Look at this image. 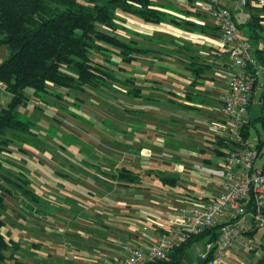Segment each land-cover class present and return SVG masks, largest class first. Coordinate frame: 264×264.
Segmentation results:
<instances>
[{
    "label": "crops",
    "instance_id": "crops-1",
    "mask_svg": "<svg viewBox=\"0 0 264 264\" xmlns=\"http://www.w3.org/2000/svg\"><path fill=\"white\" fill-rule=\"evenodd\" d=\"M162 1L163 4H170L167 6L169 14H181L185 21L195 26L196 34L195 32L192 34L193 30L186 32V39L179 40V42L170 40V43L178 44L177 46L180 47L184 46V42L189 45H199L205 52L198 57L201 60L215 54L219 46L215 35L206 29L207 25L210 26L211 23L208 18V9L206 12L203 10L204 0H195L191 4H188L186 0ZM233 1L223 0L221 6L231 10L234 24L240 19L247 22L250 16L256 17L259 13V10L251 8H241L245 9L244 12L232 10ZM185 4H187V8H192V14L186 15L181 12L184 10ZM236 25L238 26V24ZM238 32L241 37V32ZM161 35L165 36L166 32L164 34L161 32ZM6 53V49L0 46V60L5 59ZM148 53L143 58H140L142 56L138 57L136 71L133 70V74L130 76L133 88L140 90L141 97L130 99L125 95L129 87L116 84L111 86L112 90L110 91L124 94L125 98L129 99L133 105V109H130V103L126 104L127 107L121 106L118 109H121L122 112L117 113L114 120L110 119L114 121L116 131L120 132L119 139L104 136L102 132L98 131L100 135H96L97 138L90 140H92V146L99 151L97 155H92V159L86 163L76 160L70 155L53 156L36 153L38 162L50 170L46 174L36 172L38 177L34 178H38L40 182L35 180L34 185L30 184V190L35 194L36 202L23 196L4 199L6 224L1 228L0 233L4 238L13 240L17 246V251L13 254L15 264H113L114 259L124 257L130 247L140 245L142 248H146L159 238L164 237L172 225L174 214L179 211H187L190 208V202L194 200L181 198L173 191L174 187L161 186L156 179L154 181L151 178L152 175H144L146 176L145 181H143V176L138 183L119 182L111 179L108 175L112 174L114 169L119 166L136 170L139 174L143 171L150 174L151 170L160 173L162 167L159 165L164 163L167 158L163 157V154L156 156L155 153L159 151V148L162 151L168 147V143H165L164 139L171 138L173 130L177 136L190 134L196 140H201V136L193 132L191 128L193 123L190 122L189 116L186 113L183 115L184 108H188L186 111L188 113L189 111L194 112L195 108L198 110L199 103L192 102L191 99L188 101L189 97L192 98L196 94H188V92L182 94L179 91V83L177 85L176 82L177 77L182 81L193 82L188 78L191 74L187 70L186 64L179 61L176 62L180 65L174 61H163L157 50L149 49ZM158 66L163 67L160 68V71L163 72L162 81L160 79L155 81L154 78L137 72V68L153 73L158 72ZM204 74L203 70H200L197 78H206ZM219 77L226 80L225 74H220ZM174 83L177 86H174ZM155 87H160L161 90L184 100L183 106L179 107V105L167 101L163 107L156 104L157 109L146 107L147 101H155L149 97L146 98L147 101L143 100V94L149 93ZM204 89L207 95L211 91L218 90L206 85ZM222 91L219 90L220 94ZM102 95L106 96L104 92ZM0 99L3 98L0 96ZM101 104L91 106L89 109L96 111L100 117L106 118L103 115L105 110ZM176 107L177 109H175ZM214 107L212 112L216 110L218 112L216 104ZM145 114L150 119L144 120ZM139 115L142 119L138 120ZM159 115H163L162 125L159 124L161 121ZM125 117L139 121V133L143 132L144 126H147L146 134L151 133V139H145L141 143L139 138V145L144 144V146H136L132 149L130 147L131 138L124 135V144H119L121 135L128 131L124 127ZM174 120L177 121L174 122ZM178 121L190 122L183 128L187 129V132L179 130ZM67 122L70 128L74 127L75 130H78L79 126L85 128L78 125V121L75 119H69ZM141 125H143L142 130ZM85 130L84 136L88 137L89 130L87 128ZM212 145L214 146L209 153L214 156V149L217 145L215 143ZM20 150L23 152L25 149L21 148ZM203 151H207V149H203ZM116 153H119L120 156L116 157ZM120 157H122L121 160L118 159ZM127 159L130 160L128 162L134 164L125 165L123 162ZM155 162L159 164L156 165ZM94 164L100 165L101 168H96ZM182 167L183 165H178L177 171L180 172ZM162 172H164L163 177L174 176V174L168 176L169 172ZM58 177L61 178L59 183L64 186L53 182V180H58ZM48 183L52 186H49ZM50 195L58 198L52 199L49 197ZM55 200H59L61 205H54ZM107 212L115 213V215H106ZM150 230L156 233L154 237L147 233ZM259 249L255 254L257 258L264 254L263 244ZM233 251L243 253L241 250L234 249ZM3 256L6 260L2 264H14L12 260L8 259V252ZM201 256L197 254V257ZM194 263L195 258L193 259L185 253L179 262V264ZM254 263L250 261V264Z\"/></svg>",
    "mask_w": 264,
    "mask_h": 264
},
{
    "label": "trees",
    "instance_id": "trees-1",
    "mask_svg": "<svg viewBox=\"0 0 264 264\" xmlns=\"http://www.w3.org/2000/svg\"><path fill=\"white\" fill-rule=\"evenodd\" d=\"M193 1L195 0H186L188 4ZM162 2V0H85L84 3L78 0H0V46L8 52V56L0 62V84L4 97V100L0 99V153L8 152L9 147L17 141L23 144L17 134L30 133L29 122L21 121L17 111L20 106L27 104L29 99L27 91L30 92V100H40L43 95L48 94L57 96L48 89L49 85L74 91L82 97V101H88L89 96L84 95V91L96 90L102 97L96 98L98 104H108L105 98L107 91L110 92L111 86L116 84L129 87L125 95L130 99L141 97L140 90L133 88L131 77L122 80L115 77V74L120 72L121 68L118 67L121 64L137 61L139 56L143 58L149 54V49L141 48L136 41L121 40L116 37L115 32L123 23V15L132 16L142 23H163L166 16L163 10H167L170 4ZM191 9L186 8L181 12L190 15ZM169 22L178 25L174 20ZM257 22L255 16H250L245 25L250 29L251 39L264 40V29ZM183 24L186 32H191L195 28L188 21L183 20ZM235 26L239 28L236 24ZM206 29L216 36V29L212 25ZM257 29L262 30L261 37L257 35ZM186 44L188 43L184 42V45ZM178 48L182 49L185 57L190 60L186 62V68L192 76L197 78L200 70L208 68L206 64H197L198 57L191 55L188 47ZM158 53L160 55L159 51ZM91 56L95 60L91 59ZM180 63L184 64L183 60ZM103 92L106 96L102 95ZM7 132L11 134L7 136ZM214 143L217 146L221 145L218 139H215ZM94 166L101 168L98 164ZM151 171L150 174L147 171L139 174L133 169L119 166L108 175L119 182L138 183L144 175H153V170ZM154 177L161 186H175L176 179L173 177H159L157 172ZM29 186L24 179L16 178V181H13L8 174L0 173V212L4 214L6 197L15 199L19 195L36 202L35 194L27 188ZM3 225L0 216V230ZM215 235L214 230H207L190 237L173 248L166 260L150 264H179L191 243L202 238L206 239V242L212 241ZM16 251L15 242L4 238L0 233V264L6 260L3 256L5 252L9 253L8 259L13 261V254ZM208 258L209 254L204 260L196 257L194 264H203ZM13 262L15 264V261ZM254 264H264V254L257 258Z\"/></svg>",
    "mask_w": 264,
    "mask_h": 264
},
{
    "label": "rangeland",
    "instance_id": "rangeland-1",
    "mask_svg": "<svg viewBox=\"0 0 264 264\" xmlns=\"http://www.w3.org/2000/svg\"><path fill=\"white\" fill-rule=\"evenodd\" d=\"M78 1L81 3L85 2V0ZM221 2H223V0L219 1L220 6ZM186 5L187 4H185L184 9L187 8ZM203 10L204 12L207 11L205 3L203 4ZM236 10L244 12L245 9L239 8ZM163 12L166 15L165 20L163 21V23L159 24L142 23L132 16L123 15V23L120 24L119 28L115 32V35L121 40L126 39V41H136L139 46L143 49H153L159 51L163 61H174L176 64L180 65L176 61L180 62L183 60V63L186 64V62H189V59L185 57L184 52L178 48V44L176 45L170 43V40L171 42H174V40H177V42H179V40L181 41L182 39L187 38V33L185 31L186 27L183 24L184 18L181 14H169L167 10H163ZM172 16L175 17V19ZM170 20L176 21L178 25L170 23ZM237 21L238 22L235 23L239 26L237 30L241 32V40L249 44L253 49L260 46L261 38L251 39L250 29L247 25H245V21H243V19ZM207 27L209 26L207 25ZM161 32H163V34L164 32H166V35L162 36ZM194 32L195 29H193L192 34H194ZM256 33L260 37L263 35L262 30L257 29ZM184 46L190 49L191 55L199 57L202 56V54H205L203 48L197 44H186ZM7 56L8 52L6 53V57ZM91 59L94 58L91 56ZM1 61L2 60H0V62ZM136 62L137 61L133 60L130 63L121 64L118 67L121 68V70H119L120 72H117L115 74V77L121 78L122 80H126L133 74V70L136 71V66L138 64ZM196 62L197 64L203 62L204 65H208V68L203 70V73H205L204 77L206 78L199 79L190 75L188 78L193 80L192 83L182 81L178 77L176 82L177 85L179 83V91L182 94H185L187 92L188 94H196V96L192 97V99L189 98L188 101L191 99L192 102L199 103L200 105H198V110H196V108L194 107V112L189 111L188 113L186 112L188 108H184L183 115H185L186 113V115L189 116L190 122L193 123L191 128L193 129V132L198 133L201 136V140H196L195 137L190 136V134H186L185 136H180L179 134V136H177V133L173 130L171 138L166 137V139H164V142L168 143V147L165 150H162L163 152L161 151V148H159L160 152L156 151L157 153L155 154L156 156H160L161 154H163V157L167 158V160H164V163H160L159 166L162 168L160 170V173L158 172V174L159 177H162V175H164V172L162 171H166L167 173L169 172L167 174L168 176H172V174H174L173 177H175L176 183L173 188V191L175 193L181 196V198L184 197L189 200H204L206 198L212 197V195L217 193L215 187H217V185L219 184V180L217 178L207 176L201 172H197V170L194 169V166L197 165L201 167L204 166L212 168V164H215L220 161L219 158H216L215 156H213V154L210 155L209 153L211 148L214 146L212 144H214L213 142L215 141V138L213 134L207 131L206 126L209 125L213 120L217 121L222 119V115L217 112V110L214 112H212V110L213 108H215V104L216 106H218L216 101L219 100L221 97L219 90H223L226 88V82L222 80L219 76L222 73L221 68L223 67V64L227 62L225 60L223 50L220 47L216 49L215 54L209 55V57L204 60L197 59ZM158 67V72L154 73L150 71L148 72L146 70H141L139 68H137V72H141L152 79L154 78L155 81L159 79L162 81L163 72H161L160 70L163 67ZM177 85L174 83V86ZM205 85L218 90L211 91L207 95V93H205L204 91ZM47 86L48 89L56 93L55 95L57 96H49L48 94L43 95L40 100H30V92L27 91V97L29 98L28 102L26 105L20 106L17 111L18 118L21 121L29 122L30 133L17 134V137L19 138V140H22L23 144L20 141H17L9 147L8 152L0 153V173H3V175L8 174L9 176H11L13 181H16V178H19L26 180L29 185H34L35 180L40 182L38 178H34L38 177L37 173L46 174L50 172V170H48L44 165L38 162V158L35 156L36 153L39 155L51 154L53 156L70 155L76 160H81L82 162L86 163L92 159V155H97L99 151L98 149L92 146V140L90 139L97 138L96 135L99 136L100 132H102V135L110 138L119 139L120 137V132L116 131V126L113 120L117 117V113L122 112V110H119L118 108H121V106H126V104L130 103V100L125 98L124 94L120 92L117 93L116 91H107V96L105 98H107L108 104H101V106L105 110L103 115L106 116V118H104L100 117V115L96 113V111H91L89 109V107L98 104V100L96 98L102 99V97H100L96 93V90L93 91L86 89L83 94L88 95L89 100L82 101V97L74 91L63 90L58 87H52L49 85ZM78 96L81 99L78 98ZM147 97H149V99L151 100H154L155 102L147 101ZM143 98V100L147 101L146 107H149L151 109H157L158 106L156 104H159L160 107H163L165 106L164 103H166L167 101H171L173 104L179 105V107L183 106L184 104V100L174 97L173 95L167 93L165 90H161L160 87H155L149 93L143 94ZM41 104H43L44 107H41ZM129 106L131 109L133 106L132 102ZM35 107L41 109H37ZM175 109H177V107ZM159 116L161 117V121L159 124L162 125L163 115ZM69 119H75L76 121H78V125H82L87 128L89 130V136H84V132H86V130L83 127H77L78 130L80 129L79 131L75 130L74 127L70 128L67 122ZM137 119H142L141 115H139ZM143 119L146 120L150 118L148 115L145 114L143 116ZM176 121L177 120H174V122ZM190 122L178 121L177 123L180 124L179 130L181 132H187L188 130L183 128L188 126ZM124 127L128 131L127 133L121 135V140L119 142L120 145L124 144L123 135L125 137L131 138L130 147L132 149L136 146H144V144L139 145V138L141 139V143L145 139H151V133L146 134L145 129H147V126H144L143 128V125H141V130L143 128V132H138V129L140 128L139 121H133L130 118L125 117ZM254 128L256 130L259 129L258 126H256V122H254ZM252 133L253 130H250V137L252 136ZM10 134L11 132L6 133L7 136ZM199 147L200 150L202 149L201 151L198 150ZM19 148L25 149L26 152H21L20 150H18ZM203 149H207V151H203ZM118 155L120 156L119 153L115 154L116 157ZM118 159L121 160L122 157ZM204 160H207L208 163ZM128 161L130 160L127 159V161L123 163L125 165L134 164ZM155 164L157 165L159 163L155 162ZM178 165H183L180 172L177 171ZM256 165H259V162H256ZM155 173L156 171H153V175L151 176L154 181ZM57 179L58 180H53V182H56V184L62 186L63 184L59 183L61 182V178L58 177ZM145 179L146 176L143 177V181H145ZM48 185L52 186L50 185V183H48ZM27 188L30 189L31 185ZM12 190L13 189H11V191ZM49 197L52 199L58 198L52 195H50ZM54 205L59 206L61 205V202L59 200H55ZM106 215L112 216L115 215V213L107 212ZM0 216L3 224L5 225L6 218L2 211L0 212ZM147 233L152 235L153 237L156 235L153 230H150V232ZM253 238L255 240H259L260 243L264 246V236L262 235L261 231L257 230L256 233L253 235ZM205 245L206 239L204 238L195 241L186 248L185 254H187V256L193 259L197 257V254L204 255L206 251ZM234 246L236 250H241V252L243 253H236L233 250L226 251V264H250V261L255 262L257 260V255L247 251L245 247H242L238 244H234Z\"/></svg>",
    "mask_w": 264,
    "mask_h": 264
},
{
    "label": "built area",
    "instance_id": "built-area-1",
    "mask_svg": "<svg viewBox=\"0 0 264 264\" xmlns=\"http://www.w3.org/2000/svg\"><path fill=\"white\" fill-rule=\"evenodd\" d=\"M219 1L207 0L205 6L227 62L221 68L226 88L216 102L222 119L206 126L221 141L214 149L220 161L212 168L194 166L197 172L219 180L217 193L190 202L187 211L174 214L164 237L146 248L130 247L113 264L166 260L173 248L207 230H214L216 235L206 242L205 254L198 257L204 260L209 254L203 264H226L225 252L234 250V244L254 254L259 251L261 243L253 235L259 230L264 236V40L254 49L243 42L231 10L220 6ZM239 8L259 10L257 24L264 29V0H234L232 10ZM0 96L4 100L1 84Z\"/></svg>",
    "mask_w": 264,
    "mask_h": 264
}]
</instances>
